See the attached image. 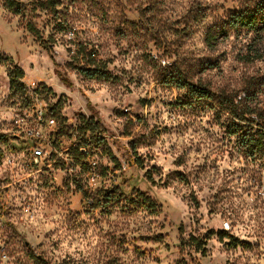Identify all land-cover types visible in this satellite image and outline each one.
Masks as SVG:
<instances>
[{
	"label": "rangeland",
	"instance_id": "rangeland-1",
	"mask_svg": "<svg viewBox=\"0 0 264 264\" xmlns=\"http://www.w3.org/2000/svg\"><path fill=\"white\" fill-rule=\"evenodd\" d=\"M4 1L0 264H39L29 248L42 264H264V152L248 149L264 118V31H220L254 0H15L21 15ZM88 60L110 76L82 75ZM179 74L210 97L177 87ZM217 96L254 114L233 120ZM39 107L69 165L31 156ZM83 119L98 122L95 136L74 133Z\"/></svg>",
	"mask_w": 264,
	"mask_h": 264
},
{
	"label": "trees",
	"instance_id": "trees-1",
	"mask_svg": "<svg viewBox=\"0 0 264 264\" xmlns=\"http://www.w3.org/2000/svg\"><path fill=\"white\" fill-rule=\"evenodd\" d=\"M54 0H46L38 2V5L47 10H54ZM4 6L11 11L13 14L21 15L22 9L18 2L15 0H5ZM25 28L28 32H30L36 39L41 41V45L43 48L48 49L40 36L39 30L37 27L31 22L27 21L25 23ZM236 31V30H245L248 32L258 33L264 31V0H254L251 4H247L244 7L234 10L228 13L227 17L225 18L221 32L227 31ZM216 37L209 33L206 37L207 42L211 43ZM158 42V39H156ZM9 61L8 56H0V63H6ZM79 72L87 78H108L110 76L109 72L105 70V68L99 67L92 63L91 61H87L84 67H78ZM9 77V87L13 91H20L24 88V83L22 82L23 72L18 68L16 64L11 63V68L8 73ZM63 81V79H61ZM176 82V86L180 88H186L192 94H195L196 98L202 97H210L209 93L199 87L190 83L184 76L178 75V77L173 80ZM64 82V81H63ZM217 102L220 108L229 113L233 120L237 121H245L247 120L248 116L254 114V111L250 107H246L245 109L240 108L238 103L235 102L234 99L225 96H217ZM256 120L250 118V122H257L258 126L262 128V131H256L255 135L250 136L248 139V149L250 150V155H254L257 152H264V118H262L259 114L255 115ZM97 123H93L91 119H83L81 124L78 125L76 128L77 135L80 132L84 135L89 132L91 135H94L96 131ZM238 124L232 126V134H237L238 131ZM100 133V132H97ZM95 136V135H94ZM6 136L0 134V143L5 141ZM80 140V138H79ZM130 144H133L131 142ZM80 151V156H82ZM2 155V150L0 149V157ZM84 158V157H83ZM107 197V195H106ZM149 199H146L145 204L148 203ZM87 203L91 204L92 199L87 198ZM152 206V205H151ZM188 244H191L196 250H203L205 242L203 239L198 237H190L187 240ZM28 256L36 263L42 264V259L35 255L34 252L29 248Z\"/></svg>",
	"mask_w": 264,
	"mask_h": 264
},
{
	"label": "built area",
	"instance_id": "built-area-1",
	"mask_svg": "<svg viewBox=\"0 0 264 264\" xmlns=\"http://www.w3.org/2000/svg\"><path fill=\"white\" fill-rule=\"evenodd\" d=\"M33 117L34 121L37 123L36 127L29 128L25 133V137L28 141L32 142L28 147L31 156L34 160L44 157V159L50 160L53 164L64 162L65 165H69L68 162L71 163L74 156L72 155V158H68L69 150L63 147L62 141H59L58 138L55 137L56 121L53 115L39 107L35 109ZM42 125H45L49 130L47 131L44 129ZM74 133L77 135L76 129ZM86 177L90 180L96 178V173L93 168L87 171Z\"/></svg>",
	"mask_w": 264,
	"mask_h": 264
}]
</instances>
